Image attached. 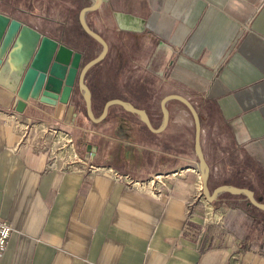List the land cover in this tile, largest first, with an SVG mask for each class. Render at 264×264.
I'll return each mask as SVG.
<instances>
[{"label": "crops", "instance_id": "obj_1", "mask_svg": "<svg viewBox=\"0 0 264 264\" xmlns=\"http://www.w3.org/2000/svg\"><path fill=\"white\" fill-rule=\"evenodd\" d=\"M106 1L86 13L87 23L109 49L125 44L134 62L151 63L163 52L158 59L165 60L166 77L156 81L158 97L179 94L197 105L202 151L204 142H214L227 156L228 145L264 171V0ZM91 4L0 0V12L84 60L72 41L74 34L92 38L79 18ZM113 11L144 18V32L119 30ZM74 92L69 104L30 102L20 113L14 94L0 85V219L13 228L0 264H264V241L244 238L234 210L223 224L213 218L204 225L200 178L186 170L197 164L195 151L181 155L173 136L178 121L170 114L187 110L181 102L165 103L170 121L156 135L119 108L87 126ZM152 125L161 123L152 119ZM89 164L97 169L87 170ZM114 171L144 181L143 187L115 180ZM155 175H163L162 187L150 184Z\"/></svg>", "mask_w": 264, "mask_h": 264}, {"label": "water", "instance_id": "obj_2", "mask_svg": "<svg viewBox=\"0 0 264 264\" xmlns=\"http://www.w3.org/2000/svg\"><path fill=\"white\" fill-rule=\"evenodd\" d=\"M91 5L85 6L79 13L80 23L84 32L88 33L100 44L101 50L91 60L83 63V54L69 48L58 40L38 32L33 27L20 20L0 12V85L15 96V109L24 113L30 102H38L50 106L58 103L69 104L76 85L84 92L86 114L95 124L101 123L113 105L121 106L127 113L136 114L147 129L156 135L161 134L169 124V114L165 103L170 99H177L191 114L194 124L193 149L197 158L196 171L200 178V191L206 201L212 202L222 192L232 195H245L248 204L264 211V203L255 198L254 192L243 187H231L226 184L211 191L208 187V163L201 148L200 119L193 104L179 94L167 95L160 99L162 122L154 128L148 114L128 102L115 98L107 100L98 117H95L92 107V92L86 82V74L96 64L105 58L109 51L106 40L100 33H96L85 18L88 11H98L106 6V0H90ZM117 28L122 31L143 33L146 20L130 13L113 11ZM95 146L88 144L87 151L93 152ZM90 153V156H93Z\"/></svg>", "mask_w": 264, "mask_h": 264}, {"label": "rangeland", "instance_id": "obj_3", "mask_svg": "<svg viewBox=\"0 0 264 264\" xmlns=\"http://www.w3.org/2000/svg\"><path fill=\"white\" fill-rule=\"evenodd\" d=\"M70 33L72 32L70 31ZM72 38L73 37L69 39L72 41ZM74 38L72 42L76 44V47L85 51L84 64L93 59L101 50L100 44H98L95 39L87 37L86 34H81L79 36L74 34ZM130 40L127 46L128 48H132ZM141 46V57L144 58L148 56V50L144 48L142 43ZM159 51L157 58L153 59L151 63L149 61L134 62L133 52L130 49L127 51L125 44L116 45L115 42L111 46L103 60L104 63L94 66L95 68L89 74L88 79L86 77L87 84L89 80V83L92 84V86L95 85L94 87L97 88L95 91V104L97 105H95V109H93L95 117H98L101 112V106L98 107V105H100L102 99L126 96L127 99L130 100L133 98L132 100L134 101V94H136V96L140 95L145 98L143 102L140 100V105L142 107H148L156 126L160 125L162 115L159 114L157 110L158 101L161 96L158 97L156 81L158 79L160 80L161 77L165 78L166 75L164 69L165 60L158 59L160 55H163V52L161 50ZM157 72L160 73L156 74ZM161 90L167 91L165 83L160 87V91ZM163 91L160 92V95ZM74 93L75 95L73 98L75 99L78 97L77 103L81 111L82 121L85 122L87 126L101 124H95L86 117L84 92H82L78 85H76ZM178 105L183 107L181 104ZM194 105L197 106L196 104ZM172 107L170 109H172ZM116 108L122 109L121 106L110 107L111 110ZM182 111L183 112L178 113L176 110H173V113L170 114L171 117H173L171 119L178 121L173 124L176 127V135L173 136L178 137L177 146L180 149L181 155H194V150L192 149L194 136L193 119L185 108ZM104 120L101 122H104ZM168 120L170 121V119ZM202 146V152L206 155V163H208L209 167V191L218 186H222V184L231 187L235 186L236 188L243 187L253 191L255 198H260L261 202L264 203V171L260 169L253 157H249L246 154L240 157L239 151L236 149L231 150V146L229 147L228 145L225 146L229 149V155L227 156L219 155L218 150H220V148L217 143H208V141H206ZM194 159V161L197 160L196 156ZM225 197V192H222L210 203L212 207L216 208L217 214L222 213L224 217V214L234 210L232 214L241 218V221L240 218L238 220L240 221L239 225L241 226L240 229L244 238L252 243L263 242L264 211L251 207L243 196L230 198L228 200ZM241 214L242 217L240 216Z\"/></svg>", "mask_w": 264, "mask_h": 264}, {"label": "built area", "instance_id": "obj_4", "mask_svg": "<svg viewBox=\"0 0 264 264\" xmlns=\"http://www.w3.org/2000/svg\"><path fill=\"white\" fill-rule=\"evenodd\" d=\"M81 160L82 159L80 158V161ZM96 169L97 168L92 164L87 165V170H96ZM190 169L195 171L196 165L195 166L192 165V168H186V170H190ZM183 170H184L183 168L177 169L175 171H172L170 174L166 173L165 176H168V175L177 176L181 172H183ZM113 176H114V179L117 181L120 179L125 180L132 187L133 186L143 187V185H144V181L132 179L129 177V175L123 174L119 171L118 172L114 171ZM162 176L163 175H155L154 177L151 178V180H149L150 184L152 186L155 185V186L162 187L163 186ZM198 193H199V198L201 197L200 198L201 204L203 205V208L205 209L204 217H203L204 218L203 219L204 225L208 224V222H212L213 218H215L216 222H218L219 224H223V222H222L223 221V214L222 213L217 214L216 208L212 207L210 205V203L205 200V198L203 197L200 190ZM195 200H196V197L193 198L192 202H190L188 204V208H191V206L193 205ZM187 227H188V229L192 230L191 229L192 226L190 224ZM200 229H202V227ZM195 231L199 232V230H195ZM12 232H13V228L11 227L10 223H8V221H6V220L0 219V260L2 259V255L4 253V250L7 248L8 244H9L8 242H9V239L12 235Z\"/></svg>", "mask_w": 264, "mask_h": 264}, {"label": "trees", "instance_id": "obj_5", "mask_svg": "<svg viewBox=\"0 0 264 264\" xmlns=\"http://www.w3.org/2000/svg\"><path fill=\"white\" fill-rule=\"evenodd\" d=\"M105 59V58H104ZM103 59V60H104ZM103 60H101L100 61V63H104L103 62ZM100 63H98V64H96V65H100ZM95 65V66H96ZM95 67H92L89 71H88V73L86 74V77H87V79H88V76H89V74L91 73V71L94 69ZM88 85H89V87H90V90H91V92H92V106L94 107V109H95V105H97V104H95V95H96V87H94L95 85H93L92 86V84H90L89 83V80H88ZM134 94V93H133ZM120 99H122V100H124V101H126V102H128V103H132L134 106H136V107H138V108H142V109H147V107L145 106V107H142L141 105H140V103H141V101L143 102L144 100H145V98L144 97H141L140 95L138 96H136V94H134V98H135V100L133 101L132 99L133 98H131L130 100L129 99H127L126 98V96L125 97H122V96H118ZM115 98H117V97H115ZM115 98H107V99H102V101L100 102V105H98V107L99 106H101V109H100V111H102V109H103V104L107 101V100H111V99H115ZM141 100V101H140ZM101 113V112H100ZM160 114H161V112H160ZM86 116H87V114H86ZM225 195H226V199L228 200V199H230V198H237L238 196H243V197H245V195H243V194H237V195H232V194H230V193H228V192H225ZM246 198V197H245ZM247 200V199H246ZM248 202V201H247ZM251 207H253L254 209H258V208H256V207H254V206H251Z\"/></svg>", "mask_w": 264, "mask_h": 264}, {"label": "flooded vegetation", "instance_id": "obj_6", "mask_svg": "<svg viewBox=\"0 0 264 264\" xmlns=\"http://www.w3.org/2000/svg\"><path fill=\"white\" fill-rule=\"evenodd\" d=\"M132 104V103H131ZM133 105V104H132ZM93 107V106H92ZM93 109H94V107H93ZM144 111H146L147 112V114H148V117H149V120H151V123H152V115H151V111H150V109L147 107V109L145 108V109H143Z\"/></svg>", "mask_w": 264, "mask_h": 264}]
</instances>
